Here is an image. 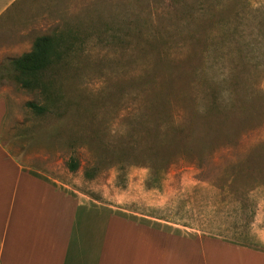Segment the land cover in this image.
I'll list each match as a JSON object with an SVG mask.
<instances>
[{
	"label": "rangeland",
	"instance_id": "1",
	"mask_svg": "<svg viewBox=\"0 0 264 264\" xmlns=\"http://www.w3.org/2000/svg\"><path fill=\"white\" fill-rule=\"evenodd\" d=\"M9 7L0 24L19 10L16 22L35 26L33 42L48 35L62 44L38 85L36 74L24 87L12 61L29 41L0 31L7 150L117 213L264 250V0Z\"/></svg>",
	"mask_w": 264,
	"mask_h": 264
},
{
	"label": "crops",
	"instance_id": "2",
	"mask_svg": "<svg viewBox=\"0 0 264 264\" xmlns=\"http://www.w3.org/2000/svg\"><path fill=\"white\" fill-rule=\"evenodd\" d=\"M17 12L0 31L29 41L23 55L32 50L35 26L16 22ZM9 109L0 93V264H264V250L249 243L140 221L33 173L1 141Z\"/></svg>",
	"mask_w": 264,
	"mask_h": 264
},
{
	"label": "trees",
	"instance_id": "3",
	"mask_svg": "<svg viewBox=\"0 0 264 264\" xmlns=\"http://www.w3.org/2000/svg\"><path fill=\"white\" fill-rule=\"evenodd\" d=\"M62 44V38L59 36L43 35L35 39L33 48L30 52L21 55L18 58L13 59L12 63L15 68L20 72V80L24 87H30L32 85L31 76L37 74V85L40 82L39 76L42 72L50 69L60 58V47ZM166 82L167 80H163ZM37 113L42 114L46 111L45 106L35 103H28ZM78 168V163L71 159L69 162V169L74 171Z\"/></svg>",
	"mask_w": 264,
	"mask_h": 264
}]
</instances>
